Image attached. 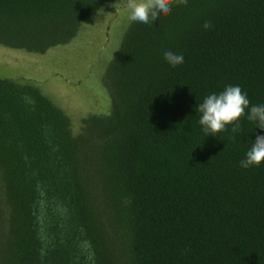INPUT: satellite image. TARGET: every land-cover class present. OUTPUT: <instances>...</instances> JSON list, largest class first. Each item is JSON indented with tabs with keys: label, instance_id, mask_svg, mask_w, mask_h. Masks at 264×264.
Wrapping results in <instances>:
<instances>
[{
	"label": "trees",
	"instance_id": "obj_1",
	"mask_svg": "<svg viewBox=\"0 0 264 264\" xmlns=\"http://www.w3.org/2000/svg\"><path fill=\"white\" fill-rule=\"evenodd\" d=\"M108 1L0 0V45L44 54ZM101 83L109 112L73 131L35 84L0 78V264H264V163L240 166L264 130L246 109L239 132L206 134L198 111L228 86L264 105V0L131 21Z\"/></svg>",
	"mask_w": 264,
	"mask_h": 264
},
{
	"label": "rangeland",
	"instance_id": "obj_2",
	"mask_svg": "<svg viewBox=\"0 0 264 264\" xmlns=\"http://www.w3.org/2000/svg\"><path fill=\"white\" fill-rule=\"evenodd\" d=\"M125 2L109 0L82 23L69 43L44 54L0 45V78L35 84L70 118L73 131L83 117L107 114L110 102L101 80L131 22L128 10L121 7Z\"/></svg>",
	"mask_w": 264,
	"mask_h": 264
},
{
	"label": "clouds",
	"instance_id": "obj_3",
	"mask_svg": "<svg viewBox=\"0 0 264 264\" xmlns=\"http://www.w3.org/2000/svg\"><path fill=\"white\" fill-rule=\"evenodd\" d=\"M188 0H126L121 7L129 12V19L142 25H150L158 20L161 15L168 16L173 4L187 5ZM116 8V7H115ZM120 8H116L118 13ZM211 27L210 21H205L204 28ZM165 60L176 67L184 63L183 55L171 50L164 52ZM250 121L257 122V128L264 130V105H253L239 86H228L219 94L208 95L198 106L201 114L199 123L206 134L216 135L226 130V126L232 125V133L240 131V119L246 114ZM227 147V146H226ZM264 163V135H256L255 142L246 153V158L240 161V166L249 168L260 166Z\"/></svg>",
	"mask_w": 264,
	"mask_h": 264
}]
</instances>
